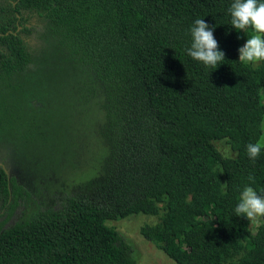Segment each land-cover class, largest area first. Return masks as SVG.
<instances>
[{"label":"trees","instance_id":"16d2710c","mask_svg":"<svg viewBox=\"0 0 264 264\" xmlns=\"http://www.w3.org/2000/svg\"><path fill=\"white\" fill-rule=\"evenodd\" d=\"M232 3L0 0V141L38 112L29 85L51 63L77 77L104 153L78 183L0 166V264H136L106 221L137 213L156 217L139 232L175 264H264V218L253 231L234 211L245 186L264 195V150L246 151L263 133L264 62H239ZM196 19L225 53L216 69L187 55Z\"/></svg>","mask_w":264,"mask_h":264},{"label":"rangeland","instance_id":"374dc122","mask_svg":"<svg viewBox=\"0 0 264 264\" xmlns=\"http://www.w3.org/2000/svg\"><path fill=\"white\" fill-rule=\"evenodd\" d=\"M243 34L245 44L247 32ZM45 57L48 62L54 60L51 56ZM33 69L35 71L36 66ZM39 69L40 75L34 78L28 89V92H33L30 98L36 101L38 112L26 113L22 129L7 139L10 161L22 180L40 178L42 183L53 185L65 180L74 183L86 181L94 176V169L104 154L93 135V120L99 116L89 99H80L78 80L71 70L61 71L51 63ZM261 126V135L264 136V116ZM216 145L223 154L233 155L226 141H216ZM34 193L37 194V190ZM156 221L153 215L137 213L107 220L106 224L113 225L128 240L133 247L136 264H175L139 232L142 225ZM261 221L262 218H257L250 222L253 231Z\"/></svg>","mask_w":264,"mask_h":264},{"label":"clouds","instance_id":"9594fccd","mask_svg":"<svg viewBox=\"0 0 264 264\" xmlns=\"http://www.w3.org/2000/svg\"><path fill=\"white\" fill-rule=\"evenodd\" d=\"M228 12L231 25L244 33L251 29L246 43L238 49L239 62L258 68L264 62V0H233ZM192 43L186 49L187 55L205 66L216 69L225 60V53L218 50V42L213 30L203 19H196L190 29ZM264 150V136L257 142L246 146L250 160H255ZM254 183V177H248ZM235 215L245 217L249 222L264 218V195L258 194L251 186H245L240 193L239 202L235 207Z\"/></svg>","mask_w":264,"mask_h":264},{"label":"flooded vegetation","instance_id":"af4514ba","mask_svg":"<svg viewBox=\"0 0 264 264\" xmlns=\"http://www.w3.org/2000/svg\"><path fill=\"white\" fill-rule=\"evenodd\" d=\"M33 102L35 103L36 101ZM12 118L15 119L14 117ZM10 157H11V152L9 147L6 145V141H0V166L4 167L5 169H10L12 173L16 174L17 172L19 174L18 169H16V167L13 166V164L11 163Z\"/></svg>","mask_w":264,"mask_h":264},{"label":"water","instance_id":"95a60500","mask_svg":"<svg viewBox=\"0 0 264 264\" xmlns=\"http://www.w3.org/2000/svg\"><path fill=\"white\" fill-rule=\"evenodd\" d=\"M5 169V168H4ZM7 171L8 177L9 179L11 178L12 172L10 171V169H5Z\"/></svg>","mask_w":264,"mask_h":264}]
</instances>
